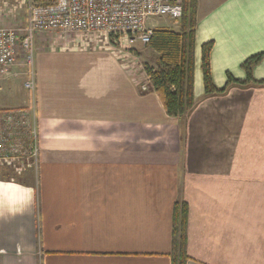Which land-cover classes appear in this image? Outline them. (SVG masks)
Returning <instances> with one entry per match:
<instances>
[{
    "label": "crops",
    "instance_id": "obj_1",
    "mask_svg": "<svg viewBox=\"0 0 264 264\" xmlns=\"http://www.w3.org/2000/svg\"><path fill=\"white\" fill-rule=\"evenodd\" d=\"M88 39L36 45L33 97L29 70L0 77V131L8 116L21 124L0 165L18 163L13 146L29 149L32 129L38 147L36 168L24 158L26 181L0 172V264H171L177 203L187 207L186 264H264V85L228 83L244 82L241 65L256 55L251 76L264 81V0H196L194 106L182 120L128 48ZM208 43L223 93L204 92Z\"/></svg>",
    "mask_w": 264,
    "mask_h": 264
},
{
    "label": "built area",
    "instance_id": "obj_2",
    "mask_svg": "<svg viewBox=\"0 0 264 264\" xmlns=\"http://www.w3.org/2000/svg\"><path fill=\"white\" fill-rule=\"evenodd\" d=\"M15 1L24 7V27L4 26L0 13V77H6L16 64L21 52L26 54L25 64L29 66L24 88L33 97L35 81L32 72L33 35L46 32L74 33L84 37H97L107 43L110 38H124L128 44H148L153 30L146 23L153 17H168L177 22L182 17V0H56L50 6H34L32 0H0V11L7 3ZM108 44V43H107ZM145 90V86L141 87ZM8 129L0 131V145L6 138L19 134L20 125L8 116ZM32 145L23 157H28L36 168L38 147L35 130H31ZM13 146L11 153H17ZM10 153V154H11ZM4 159L8 155L2 156Z\"/></svg>",
    "mask_w": 264,
    "mask_h": 264
},
{
    "label": "trees",
    "instance_id": "obj_3",
    "mask_svg": "<svg viewBox=\"0 0 264 264\" xmlns=\"http://www.w3.org/2000/svg\"><path fill=\"white\" fill-rule=\"evenodd\" d=\"M56 0H32L34 6H50ZM196 26V0H182V17L179 20V31L153 30L148 44L144 45L157 55L156 64L143 63V71L147 76L151 89L157 94L168 116L182 120L194 106L193 97V52L194 31ZM211 44L202 46L201 69L205 95L223 93L217 90L210 78L208 54ZM261 60L260 55L247 59L241 66L246 74L244 82L228 78V83L238 85L259 84L251 76L254 65ZM187 207L177 203L173 209L171 264H186L189 257L186 253Z\"/></svg>",
    "mask_w": 264,
    "mask_h": 264
},
{
    "label": "rangeland",
    "instance_id": "obj_4",
    "mask_svg": "<svg viewBox=\"0 0 264 264\" xmlns=\"http://www.w3.org/2000/svg\"><path fill=\"white\" fill-rule=\"evenodd\" d=\"M1 24L4 26H16L23 28L24 23H25V18H26V13L24 10V7L16 3L15 1H10L7 3L6 7H4L1 11ZM172 21V25H170V21L168 17H153L149 19L146 23L147 28H154L157 26L160 27H166L168 28H174V27H179V21L174 22ZM33 43H32V57L34 58L35 55V47L38 45L41 49H44L47 51L49 48L56 50L61 47H67V46H73V47H79L82 46V43H89L90 39L88 37L81 36L79 34H74V33H59V32H46V33H41L37 34V37L33 35ZM36 38V40H35ZM98 39H96V42L98 43ZM109 44L114 46L115 48L118 49H127L129 50V54L131 58L134 59H139V63L143 65V63L148 62L147 57L150 54V50L146 48L144 45L140 44L138 41L135 42L134 44H128L126 39H121L119 37H114L110 38L108 40ZM105 43V44H107ZM100 45H105L103 41L98 43ZM108 44V45H109ZM84 47V46H83ZM26 54H22L19 52L17 59H16V64L14 67L17 69H22V70H29V66L25 64V58ZM21 66V67H20ZM15 70V71H16ZM20 85L22 87V80L19 79ZM5 95V94H4ZM17 153H15L13 156L15 158L21 157L18 160V163H14L13 168L9 167L10 169L7 170V168H3L2 165H0V172L1 174H5L8 177H12L15 180L18 181H26L27 174H25L23 166L26 164L25 162V157H23L24 152L27 150V148H24L22 146H17L16 148ZM16 162V161H15ZM14 169L16 170L14 174ZM12 170V171H11Z\"/></svg>",
    "mask_w": 264,
    "mask_h": 264
}]
</instances>
